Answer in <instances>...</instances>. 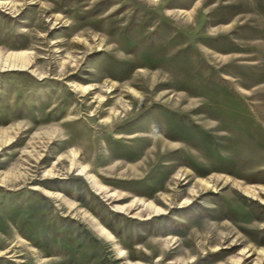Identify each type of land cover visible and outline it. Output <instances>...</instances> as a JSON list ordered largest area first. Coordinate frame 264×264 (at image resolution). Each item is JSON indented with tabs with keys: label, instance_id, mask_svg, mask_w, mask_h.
<instances>
[{
	"label": "rangeland",
	"instance_id": "374dc122",
	"mask_svg": "<svg viewBox=\"0 0 264 264\" xmlns=\"http://www.w3.org/2000/svg\"><path fill=\"white\" fill-rule=\"evenodd\" d=\"M12 51L0 264H264V0H0Z\"/></svg>",
	"mask_w": 264,
	"mask_h": 264
},
{
	"label": "bare ground",
	"instance_id": "6f19581e",
	"mask_svg": "<svg viewBox=\"0 0 264 264\" xmlns=\"http://www.w3.org/2000/svg\"><path fill=\"white\" fill-rule=\"evenodd\" d=\"M23 54L24 52H17L12 51L7 54H0V68L7 67L10 69H17V68H31V62L28 58H26ZM33 72L36 70L32 69ZM73 161L72 165L77 168L80 174L86 176L90 181L96 184L99 188H104L105 186L101 184L96 176L90 171L88 166L80 161H78V153L73 151Z\"/></svg>",
	"mask_w": 264,
	"mask_h": 264
}]
</instances>
